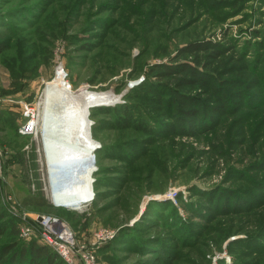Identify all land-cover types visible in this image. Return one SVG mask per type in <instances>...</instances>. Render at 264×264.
Instances as JSON below:
<instances>
[{"label": "rangeland", "instance_id": "374dc122", "mask_svg": "<svg viewBox=\"0 0 264 264\" xmlns=\"http://www.w3.org/2000/svg\"><path fill=\"white\" fill-rule=\"evenodd\" d=\"M0 49V261L42 245L8 205L51 213L24 202L86 181L28 126L62 66L74 90L116 96L91 108L104 148L86 211L58 214L81 240L116 233L102 264H264V0H0ZM172 193L178 215L156 204Z\"/></svg>", "mask_w": 264, "mask_h": 264}, {"label": "bare ground", "instance_id": "6f19581e", "mask_svg": "<svg viewBox=\"0 0 264 264\" xmlns=\"http://www.w3.org/2000/svg\"><path fill=\"white\" fill-rule=\"evenodd\" d=\"M45 87L44 116L41 123L34 124L33 127L40 125L48 161L53 163L68 158L91 156L100 147V143L92 135L91 108L110 106L116 96L110 92L91 91L87 87L74 90L62 67L57 69L55 77ZM91 174L92 171H88L82 176L86 181L75 186L74 194L67 192L65 188L58 192L59 195H55L54 201L58 199L64 206L90 201L93 192Z\"/></svg>", "mask_w": 264, "mask_h": 264}, {"label": "built area", "instance_id": "2783aa9c", "mask_svg": "<svg viewBox=\"0 0 264 264\" xmlns=\"http://www.w3.org/2000/svg\"><path fill=\"white\" fill-rule=\"evenodd\" d=\"M62 71L65 74L63 68ZM32 122L28 126L34 129ZM22 133L24 134L23 130ZM51 185L52 188L49 190L50 200H48L52 203L54 209L66 208L73 211H86V208L83 210L75 205L64 206L58 199L55 202V195H59L58 192L60 190L57 187L54 188L53 181ZM59 197L61 198V196ZM174 197L175 195L172 193L161 198L172 200ZM86 202L84 203L86 204ZM7 211L18 222L20 237L28 239L36 237L43 245L49 247L65 261L66 264H102L99 254L100 250L116 238V233L111 229L97 228L92 230L88 237L81 240L72 223L55 211L47 214H33L23 209L18 203L8 205Z\"/></svg>", "mask_w": 264, "mask_h": 264}, {"label": "trees", "instance_id": "16d2710c", "mask_svg": "<svg viewBox=\"0 0 264 264\" xmlns=\"http://www.w3.org/2000/svg\"><path fill=\"white\" fill-rule=\"evenodd\" d=\"M198 50H201V47L195 46V47H192V49L189 50V51H191V53L194 54ZM183 69L188 70V67L187 68L185 67ZM165 73L171 75V74L176 73V71H174L173 69L168 67V71L166 70ZM102 108L103 107H101L100 109H102ZM207 122L208 121H206L205 123H207ZM92 135L94 137L93 126H92ZM103 148H104V146L101 145L100 148L98 150H96L95 153H94L95 154L96 164H97V159L100 156V153L103 151ZM99 170L100 169L98 168L94 174L96 175V173H98ZM95 182H96V184H95ZM93 185L96 187V185H98V180L97 181L95 180L93 182ZM95 198H96V194H94V198L92 200V204L95 201ZM156 204L160 205L159 208L163 207L164 209H166V208L169 209L168 207L170 206V210L173 213L176 212V214L178 215L177 209L175 208V205H173L172 202H170L169 200H166V202H157ZM24 205H34V206H46V205H48L49 208L52 209L51 211H55L57 214H59V211L60 212L61 211L62 212H68V213H73V212L80 213V212H77V211L68 210L66 208L54 209L52 203L46 197L33 196V197H30V198H27L25 200V202H24ZM161 210H163V209L161 208ZM159 213H160V211H159ZM169 214L166 217L163 216L164 220L169 222V224H175V225L179 226L177 221L174 219L176 217V215L174 214V217L173 216L171 217ZM8 221L9 222L7 224H9V223L11 224L12 223L13 232L17 231V233H19L17 220L8 216ZM163 240H164V238L163 239L161 238L162 242L160 241V243H158L156 241L145 242V243H148L149 247H146L145 245H144V247L149 249L150 247H153L154 244H163L164 243ZM115 241H116V238L112 242H110L109 244L105 245L103 247V249L104 248H112V247H114L113 245L115 244ZM154 248L157 249V246L154 247ZM13 249H15V247H13ZM13 249H12V247H10V249H9V247H8V249H5L3 255L1 256L2 259L0 261V264H4V260L3 259L5 257H8L10 255V254L8 255V253L10 251H12ZM168 250H169L168 247L166 249H163V252H162V254H164L163 256L167 257V254H168L167 251ZM7 264H66V263L55 252H53L49 247H47V246H45L43 244L39 245L36 242H34L27 248H24V249L21 248V249L15 250L14 253H12L9 256Z\"/></svg>", "mask_w": 264, "mask_h": 264}, {"label": "clouds", "instance_id": "9594fccd", "mask_svg": "<svg viewBox=\"0 0 264 264\" xmlns=\"http://www.w3.org/2000/svg\"><path fill=\"white\" fill-rule=\"evenodd\" d=\"M75 160V159H74ZM75 163H70L69 164V170H66V171H71V174H70V178H69V183L73 184V183H77L79 181V179L81 178V175L87 173L85 171V169H80L78 168V165L80 164L79 162L77 161H74ZM79 171H85L83 172L81 175L79 174ZM93 174V173H92ZM91 174V175H92Z\"/></svg>", "mask_w": 264, "mask_h": 264}]
</instances>
